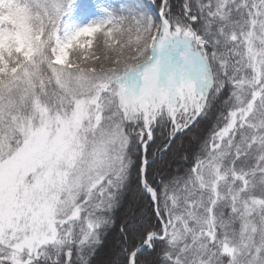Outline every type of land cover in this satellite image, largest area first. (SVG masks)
Returning <instances> with one entry per match:
<instances>
[{
  "label": "snow or ice",
  "instance_id": "obj_1",
  "mask_svg": "<svg viewBox=\"0 0 264 264\" xmlns=\"http://www.w3.org/2000/svg\"><path fill=\"white\" fill-rule=\"evenodd\" d=\"M0 264H264V0H0Z\"/></svg>",
  "mask_w": 264,
  "mask_h": 264
}]
</instances>
